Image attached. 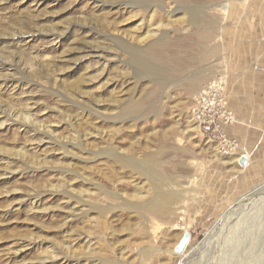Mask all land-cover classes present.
<instances>
[{
	"label": "rangeland",
	"instance_id": "374dc122",
	"mask_svg": "<svg viewBox=\"0 0 264 264\" xmlns=\"http://www.w3.org/2000/svg\"><path fill=\"white\" fill-rule=\"evenodd\" d=\"M129 5L0 0V264H264V0ZM218 76L243 168L191 119Z\"/></svg>",
	"mask_w": 264,
	"mask_h": 264
},
{
	"label": "built area",
	"instance_id": "2783aa9c",
	"mask_svg": "<svg viewBox=\"0 0 264 264\" xmlns=\"http://www.w3.org/2000/svg\"><path fill=\"white\" fill-rule=\"evenodd\" d=\"M192 101L190 111L195 129L215 143L218 153L239 154L236 138L228 133V128L238 121L229 108L221 77L201 86Z\"/></svg>",
	"mask_w": 264,
	"mask_h": 264
},
{
	"label": "bare ground",
	"instance_id": "6f19581e",
	"mask_svg": "<svg viewBox=\"0 0 264 264\" xmlns=\"http://www.w3.org/2000/svg\"><path fill=\"white\" fill-rule=\"evenodd\" d=\"M150 1H153V0H131V5H129V6H132V5H134L135 4V2H136V4L137 3H146V5L148 6V4L150 3ZM179 9V8H178ZM177 9V10H178ZM176 10V9H175ZM188 13H189V16H188V18H189V20L190 21H195V20H197V17H198V15H197V13H196V11H194V10H191V9H189L188 10ZM131 61L132 62H134V63H137L139 66H140V68L143 70V71H145L146 73H148V74H153L154 73V69L151 67V66H149V65H146V64H144V63H142V62H144V61H138V59H137V56H132V58H131ZM3 63V62H2ZM127 161V160H126ZM130 162H132V160H129ZM145 163H146V166H144L143 167V169L145 170V172L146 173H148L149 175L150 174H152V172H151V170H150V168L148 167L150 164L148 163V160H146L145 161ZM248 164V163H247ZM137 166V165H136ZM243 168V167H242ZM141 169H142V166H141ZM157 196V198H158V195H156ZM153 201H155L156 203H157V206L159 207V206H162V203H164V198H162L161 200L159 199H155V200H153ZM156 206V205H155ZM188 244V243H187ZM186 247V246H185ZM185 249V248H184ZM175 250V249H174ZM183 252V251H182ZM181 252V253H182ZM177 253V252H176ZM181 253H179V254H181ZM103 261V260H102ZM183 262L184 261H181L179 264H183ZM184 264H185V262H184Z\"/></svg>",
	"mask_w": 264,
	"mask_h": 264
},
{
	"label": "water",
	"instance_id": "95a60500",
	"mask_svg": "<svg viewBox=\"0 0 264 264\" xmlns=\"http://www.w3.org/2000/svg\"><path fill=\"white\" fill-rule=\"evenodd\" d=\"M238 165L240 167H244L246 166L247 164V157L245 155H241L239 158H238V161H237ZM256 189V188H255ZM190 239V234L189 232H184L183 235L181 236V238L179 239L176 247H175V250L177 253H181L185 246L187 245L188 241Z\"/></svg>",
	"mask_w": 264,
	"mask_h": 264
},
{
	"label": "crops",
	"instance_id": "0c3cea01",
	"mask_svg": "<svg viewBox=\"0 0 264 264\" xmlns=\"http://www.w3.org/2000/svg\"><path fill=\"white\" fill-rule=\"evenodd\" d=\"M230 108V107H229ZM233 112V111H232ZM234 113V115L236 116V114H235V112H233ZM236 118H237V116H236ZM235 125V124H234ZM231 127H233V126H230L229 128H228V133H229V135L230 136H232V137H235L232 133H231V130H230V128ZM232 129V128H231ZM236 138V137H235ZM236 140H237V138H236ZM239 154H235V155H231V157H232V160H234V162H236L237 163V161H238V158L243 154V155H245L246 157H247V163H248V159H249V155H248V152H246V150H243V149H240L239 148ZM238 164V163H237ZM247 165V164H246Z\"/></svg>",
	"mask_w": 264,
	"mask_h": 264
}]
</instances>
